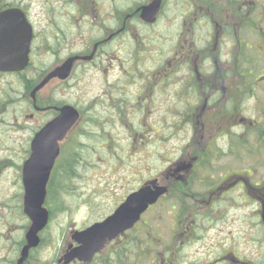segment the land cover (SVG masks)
<instances>
[{
  "label": "flooded vegetation",
  "instance_id": "1",
  "mask_svg": "<svg viewBox=\"0 0 264 264\" xmlns=\"http://www.w3.org/2000/svg\"><path fill=\"white\" fill-rule=\"evenodd\" d=\"M206 1L59 0V11L46 3V23L52 25L58 18L67 26H45L36 31L27 9L28 3L26 6L24 0H0V15L19 9L31 27L27 54L21 53L18 57L14 55L9 59L17 62L26 58L24 69L9 73L0 71V80L6 82L0 87V120L6 118L4 116L10 107L21 103L17 107L18 111H15L17 116H10L9 120L3 121L8 124L12 134L23 127L28 133L29 140L19 160L22 167L30 156L35 136L48 125L56 124L63 107L71 106L81 115L71 133L78 135L80 129L86 131L85 127L90 122H85L83 112L87 114L88 111L83 106L78 108L76 102L63 101L62 96L64 87L70 84V80L75 83L80 73L93 71L96 76L103 77L105 93H108V98L104 96V112L110 115V111H116L114 116L120 121L125 117L144 120L139 130H130V137L139 132L136 136L140 140L134 138V144L144 145V135L149 133L154 134L152 144L156 149L160 146L159 135H168L171 141L183 139L178 150L179 158L171 162L168 171L157 175V178L153 177L170 191L171 212L174 213L170 223L171 243L173 253L179 254L176 258L180 260V253L177 251L179 248L182 252L185 248L197 247L207 253L203 254V261L208 264H264V256L262 261H255L254 256L246 255L244 250L236 247L233 236L237 227L234 226L233 214L242 212L246 215L249 212L258 215L257 223L261 227L264 245V193L256 196V192L261 193L264 187L255 185L254 170L250 167L232 169L219 175L212 171L218 155L227 156L230 151V155L236 158V149L245 134L254 137V140L251 139L254 149L259 151L264 148V139L261 138L264 130L256 127L260 126L256 121L242 118L241 103L244 100L240 101L241 87H248V93L254 99L255 88L261 82L264 83V76L256 79L257 83H244L240 80L247 72L254 73L253 67L248 69L246 63H240V58L242 60L256 46L252 36L249 37L252 42L243 38L241 28L256 34V15L259 13H256L255 0H218L217 4L216 1L210 4ZM161 23L166 28L160 29ZM156 27L159 31L155 30ZM50 35H53L51 40L48 38ZM240 37L247 40L246 45L242 46ZM117 50H124L128 54L119 63L111 59ZM209 54L215 55L219 61H223L221 56H229L224 61H233L230 69L233 71L232 81L214 78L217 71L225 68L219 66L223 65L220 62L209 58ZM71 59V72L67 80L52 77L36 91L53 71ZM3 60L5 57L0 55V61ZM0 68L9 70L16 66L0 65ZM52 83L56 84L45 95V90ZM19 93H24L21 100L16 98ZM109 94L116 98L109 100ZM94 102L98 104H88V109L101 104L98 99H94ZM153 117H156L157 122L154 126H147V120ZM34 120L38 122L37 126L32 124ZM125 127L129 126L125 123ZM68 136L70 133L59 143V148L69 139ZM255 136L258 138L255 139ZM78 145L79 142L75 139L73 148ZM0 150L15 151V148L9 142L7 144L0 140ZM249 153L251 155L252 152L247 151V155ZM13 161L0 159V181L6 177L4 174L10 172L12 179L9 182L14 184H8L5 192L0 191L8 196L6 204L0 202V264H18L21 251L26 245L25 235L30 227L22 207L17 212L15 206H12L23 195L21 185L18 187V196L15 188L10 194L11 189L19 181L22 182L21 168L17 172L12 166L7 169ZM13 165L17 168V163ZM261 181H264L263 177ZM195 188L199 189L196 194ZM243 208L246 210H242ZM181 215L184 216L183 219ZM223 215L229 216L224 230L218 236L206 233L207 229L210 232L216 229ZM251 222L246 220L243 225ZM141 231L139 225H135L131 231L107 244L87 264H138L145 255L143 252L139 254L138 245H143L150 239H139L140 234L143 236ZM184 233L187 236L181 242L178 236ZM247 235L255 244L251 229L247 230ZM40 237L39 247L29 251L23 264L47 263L39 256L47 248V240L41 233ZM154 237L156 236L153 235L152 238ZM126 246L135 249L136 253L129 254ZM150 254L148 256L152 259H148L152 263H156V258L162 257L156 249ZM60 256L51 259L49 263L64 264L60 262ZM177 261L171 264H180ZM164 262L165 259L162 258L157 263L166 264ZM199 262L202 261L195 259L188 264ZM70 264L84 263L73 261Z\"/></svg>",
  "mask_w": 264,
  "mask_h": 264
},
{
  "label": "rangeland",
  "instance_id": "2",
  "mask_svg": "<svg viewBox=\"0 0 264 264\" xmlns=\"http://www.w3.org/2000/svg\"><path fill=\"white\" fill-rule=\"evenodd\" d=\"M26 3H28V6ZM46 3H48V5L55 11L60 10L59 0H52V2L49 0H24V4L27 6V9H29L31 15L30 19L34 22L35 30L40 31L45 26H47L46 28L49 26H55V28L63 25L64 27L67 26L58 18H56V21L52 25L46 23ZM255 3L257 4L256 13H259L256 15V34L253 32L250 33L249 30L246 31L245 28H241L243 38H247L252 42L249 39V37L252 36L254 42H256L255 49H252L242 60L240 58V63H246L245 65H247L246 67L248 69H250L249 67L254 68V73L251 74L250 72H247L246 76L240 78L241 82L244 83L248 81L255 83L260 75L264 76V41L261 42L260 40V38H264V0H255ZM167 11H169V8H167ZM164 26L165 24L161 23L159 28H166V26ZM159 28L156 27L155 30L159 31ZM243 40L247 42L246 39ZM126 57H128V54L126 55L124 50H117V52L111 56V59L119 63ZM208 57L212 58V60L215 59V62H220L223 65L219 66L225 68L221 71H217V73L214 74V78L216 80L232 81L233 71L230 69L233 61H224L227 60L229 56L227 58L221 56L223 61H219L213 54H209ZM136 62L138 61L136 60ZM241 65L243 66V64ZM207 68L210 70L209 67ZM79 71H81V69ZM87 73L88 75L85 78L83 89L80 87L78 90H74L66 85L63 91V101L76 102L78 108L83 106L85 111H88L85 122L88 119L90 125L85 127V132L80 129L78 135H76V133H70V136H68L69 139L60 148L61 156L56 162L52 173L53 175L51 174L50 176L47 191L49 187V189L51 188L53 191V194L50 195V199L47 198L48 205L45 203V206L47 209L52 208L54 215H52V220L46 230L47 249L39 255L44 258V262H47L46 264H50L49 261L58 256L60 251H62L65 242L69 240L70 234L73 230H81L94 221L104 218L113 211L117 203L122 201L124 197L136 187L137 182L141 179L144 181L149 180L153 175L157 178L160 175L155 173L162 168H166L162 163L165 160L161 162L158 161L160 156L152 157L154 151L152 146H149L148 148L146 147L143 150H133L132 147L135 145L133 143L134 138L138 140H140V138L136 136L139 132L132 134L130 137V130L131 128H137L139 125L142 126L144 120L125 117V119L120 121L117 116H114L117 114L116 111H110V115L104 112V96L108 98V93H105L106 88L103 82L104 79L103 77L96 76L93 71ZM247 76L251 77L247 78ZM73 82L74 80L69 81L70 84ZM5 84L6 82L4 80H0V87ZM55 84L56 83H52L48 86L45 90V95H47L49 90L52 89ZM111 94H109V100L116 98L114 95L110 97ZM254 94L255 97L252 99L250 93H248V87H242L240 101H244L241 103V116L244 120L256 121L257 124L260 126L262 125L261 127H256L264 130V124H261L262 121H264V83L261 82L259 86L255 88ZM94 99H98L101 104L97 105L94 109H88L89 105L86 101H91L92 103L97 104L94 102ZM20 105L21 103L18 102L15 107H10L4 116L6 118L0 120V140L2 142L5 141L7 144L9 142L10 145H13L15 148V151L0 150V159L8 161L13 159L14 161L12 164L9 163L7 169H10L12 166L14 170L16 169V172L19 168H15L13 164L19 163V160L22 158L29 136L26 131H17L15 134H12L9 132L8 124H4L3 120H9L10 116H17L15 111H18L17 107ZM118 105L121 106V104ZM111 116H113V118H110ZM156 122V117L148 119L147 126H154ZM125 123L129 126L128 128L125 127ZM32 124L37 126L38 122L34 120ZM80 128H83V125ZM244 137L245 138H242L243 140L241 139L242 141L236 149V158L238 159L232 157L230 151L227 156L224 154L221 156L218 155L216 162L212 165V171L214 174L218 173L217 175H219L221 172L224 173L225 171H231L232 169L242 170L250 167L252 171L254 170L253 179L255 185L264 187V181L260 182L261 177L264 178V148L262 147L259 151L254 149V144L251 142V139L254 140V137L247 134H245ZM256 138H258V136H255V139ZM261 138L264 139V136ZM75 139H77L79 145L78 147L73 148ZM244 140L246 143H244ZM246 140H249V142ZM103 141H109L106 149L101 148V143ZM182 141L183 139H181V141H178V139L170 140L168 143L164 144L165 146L160 148L159 151H165L168 153L172 148L179 150ZM247 151L252 152L251 155L250 153L247 155ZM174 153V151H171L169 156H173ZM185 153H187V150ZM68 158L75 159V162L72 165L66 166L68 164L66 163ZM62 169L69 174V176L64 179V183L60 181L64 176ZM2 173L3 172H1V174ZM9 173L10 172L4 174L8 179L4 177L2 178V181L4 182L0 181V191L5 192L8 184L14 185L13 182H9V180L12 179V176ZM73 175H75V177H72ZM18 185L19 182L11 189L10 194L15 188L16 196L19 195ZM198 190L199 189L197 188L194 189L195 194ZM263 193L264 191H261V193L256 192V196L262 195ZM170 197L165 200L166 202H164V204L161 203L162 205L159 204L160 206L158 205L149 210L139 223V228L142 229L141 232H143V236L141 237L140 234L139 239L145 241L147 233H150L151 236L155 235L156 237H150V239H148L149 241H145L143 245H138L139 254H142V252L145 254L142 258L143 260L138 264H158L157 262L162 261V258L165 259L164 263L166 264H171V262H174L175 260H178L177 263L180 264H188L192 263L195 259L202 261L197 264H208L203 261L205 259L204 255L207 253L203 252L204 249L202 248H185L182 252L179 248L177 251L180 253V260L176 258V255L179 254L173 253L170 223H172L174 213L172 214L171 212ZM7 200L8 196L0 192V202H5L6 204ZM188 203L189 202L187 201V204ZM12 206H15L16 210H18V199L15 200ZM242 210H246V208H243ZM17 217H19V214H17ZM180 217L181 219L184 218L182 215ZM233 217L235 218L234 226H237L233 232L235 246L244 250L246 255L250 254V256H254L256 258L255 261H262L264 256V245L261 235V227L260 224L257 223L258 215H252L249 214V212L244 215L242 212H237L233 214ZM221 218L222 221L218 223L216 229L211 232L210 229H207L206 233L218 236L226 227V222L229 216L225 217V215H223ZM246 220L247 222L253 220L255 223L251 222L245 226L243 224ZM248 229H251L254 233L253 237L255 239V244L247 235ZM225 231L227 230L225 229ZM178 237L182 242L183 237ZM155 239L158 242L154 241ZM199 244L203 243H198V245ZM126 248L129 254L136 253L135 249L128 246H126ZM153 249H156V251H159L162 254V257L154 260L156 263H152L151 260L148 259H152V257L148 255H151L150 253ZM196 251H198V253H196ZM181 253H184L185 255ZM110 260L112 259H108V261ZM127 264L131 263L129 262Z\"/></svg>",
  "mask_w": 264,
  "mask_h": 264
},
{
  "label": "water",
  "instance_id": "3",
  "mask_svg": "<svg viewBox=\"0 0 264 264\" xmlns=\"http://www.w3.org/2000/svg\"><path fill=\"white\" fill-rule=\"evenodd\" d=\"M31 41V28L24 19L23 14L18 11H8L0 15V55L5 60L0 65L14 64V69H2L0 71H20L26 64L27 59H19L17 62L12 56L17 57L23 53L27 54ZM6 63V64H5ZM72 60L67 61L64 66L50 74L36 90L42 87L54 76L66 77L69 74ZM78 115L71 108H65L56 124L42 131L32 143V155L23 167V185L26 191L25 212L32 220V227L27 235L28 244L22 253V262L30 248L38 245V232L41 231L48 221L46 210L42 209L46 195V185L49 180L51 169L58 157L57 140H61L69 128L77 120ZM57 138V140H55ZM166 189L158 187L156 181L151 182L129 195L114 214L104 222L95 224L83 232L75 233L72 238L80 245L67 254L66 260L78 259L79 261H90L93 255L102 250L105 244L112 241L125 231L131 229L140 219L141 215L149 206L166 193Z\"/></svg>",
  "mask_w": 264,
  "mask_h": 264
},
{
  "label": "bare ground",
  "instance_id": "4",
  "mask_svg": "<svg viewBox=\"0 0 264 264\" xmlns=\"http://www.w3.org/2000/svg\"><path fill=\"white\" fill-rule=\"evenodd\" d=\"M213 1H216V4H217V1L218 0H207L206 1V3L208 4H210V3H212ZM257 5V4H256ZM154 21V20H153ZM152 22V21H151ZM49 40H51L52 38H53V35H50L49 37ZM240 39V41H243L242 40V37H240L239 38ZM72 60V59H71ZM71 72V68H70V71H69V73ZM87 75H88V73H80V76L78 77V81L77 82H75V83H72V84H69V85H67L68 87H70L71 89H74V90H78L80 87L83 89V86H84V82H85V78L87 77ZM28 93V92H27ZM23 95H24V93H19L17 96H16V98H17V100H21L22 98H23ZM131 101V100H130ZM66 108V106L65 107H63L62 109H60V115H59V117L56 119V120H59L60 119V117H61V115H62V112H63V110ZM26 120V119H25ZM55 120V121H56ZM139 127H140V125L139 126H137V128H138V130H139ZM20 131H24V129L22 128ZM25 132V131H24ZM144 138L146 139V140H149V141H151V140H153L154 139V134L153 133H149V134H145L144 135ZM159 140H160V146H159V148L158 149H156V151L154 152V157H158V156H160V159L158 160L159 162H161V161H163V160H165L164 162H162L163 163V165L164 166H166V168L165 169H161L160 171L158 170V172L157 173H155V174H158V175H160V174H163V173H165L166 171H168V169H169V165L171 164V162L173 161V160H175V159H177V158H179V151L178 150H175L176 148H172L171 150H169V152L168 153H166L165 151H159L160 150V148H162V147H164L165 145H164V142H163V140L164 141H166V143L167 142H169L170 141V137L168 136V137H163V138H161V135H159ZM163 139V140H162ZM171 151H174L175 153H174V155L173 156H169L170 154H171ZM161 153V154H160ZM173 153V152H172ZM163 155H165V156H163ZM184 236H187V234H182V237H184ZM146 237L147 238H150V237H152L151 236V234L150 233H147V235H146Z\"/></svg>",
  "mask_w": 264,
  "mask_h": 264
}]
</instances>
